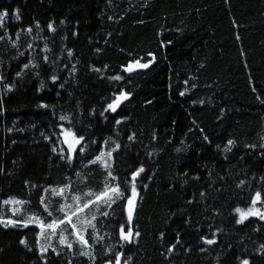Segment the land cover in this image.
<instances>
[{
	"label": "trees",
	"instance_id": "obj_1",
	"mask_svg": "<svg viewBox=\"0 0 264 264\" xmlns=\"http://www.w3.org/2000/svg\"><path fill=\"white\" fill-rule=\"evenodd\" d=\"M5 9L0 218L13 219L5 200H23L29 214L45 219V188L101 191L107 172L89 161L105 140L120 144L112 170L121 188L135 168L145 171L136 181L132 223L140 235L131 243L119 240L115 218L126 214L114 205V212L87 215L97 217L96 232L85 233L91 249L76 243L56 250L59 256L52 249L41 256L37 225L0 224V264H105L120 251L122 260L132 257L129 264H218L217 257L219 264H238L237 257L264 264V220L237 224L234 212L248 208L257 190L264 196V0H0ZM136 60L152 62L124 71ZM116 75L123 78L109 79ZM120 90L129 99L101 116ZM60 125L87 142L72 162L60 158ZM178 232L181 244L168 252ZM214 232L217 243L205 244L201 237Z\"/></svg>",
	"mask_w": 264,
	"mask_h": 264
},
{
	"label": "snow or ice",
	"instance_id": "obj_2",
	"mask_svg": "<svg viewBox=\"0 0 264 264\" xmlns=\"http://www.w3.org/2000/svg\"><path fill=\"white\" fill-rule=\"evenodd\" d=\"M19 10H16V18L19 19ZM8 16V11L5 9L3 11H0V27H3V21ZM61 23H64L61 21ZM37 27H39V23L37 22ZM48 29L50 31H55V28L53 27L52 23L48 24ZM28 32L32 31V28L29 27L27 29ZM19 34H17L18 36ZM5 37L0 36V40H3ZM10 38V37H9ZM13 45H15V41H13ZM31 47V45H29ZM47 50V49H46ZM99 51V50H98ZM68 55H72V51H68ZM149 57H152L154 59L153 54L149 53ZM48 58L47 56L44 57V61L47 62ZM152 62V60H149L148 63H141L140 60H136L134 62H130L127 64V66L124 68V71L131 73L134 69H146L149 67V64ZM24 69H27L29 67V64H25ZM73 70H75V66H73ZM94 71H100L99 69H94ZM17 76H20V73H17ZM123 77L120 75H116L113 77H110L109 79L112 80H121ZM5 78L0 75V82H3ZM51 80L55 83L58 80V77L56 75L51 76ZM187 84L188 82L185 81ZM41 87H43V82L41 83ZM61 87L63 85L61 84ZM195 87V85H193ZM6 90L8 92H11L13 90V85H6ZM185 93L181 92L180 95L183 96ZM130 93L125 92L124 90H120L118 94L113 93V96L111 98V102H109L104 109L103 112L100 113L101 116H104L105 112H112L117 113L118 109L121 107L122 103L124 101H127L130 97ZM259 99V97H258ZM264 102V101H262ZM41 108H47L48 105L41 103L39 105ZM61 121H64L68 119L66 116H60L59 118ZM121 120H116V124H120ZM61 132L60 135L63 137V140L61 141L62 144H64L66 147L60 149V158L67 160L68 162H72L74 157L76 155L84 154L86 151L87 142L84 136H78L72 129L65 128L63 125H60ZM47 139V137H46ZM128 139L131 141L134 139V134L130 135ZM205 140L208 138L205 136ZM93 144L96 143V141H92ZM105 144L108 143L107 140L104 141ZM115 146L105 152L103 149L99 152L98 155L94 157V159L90 160V164H96L99 162L103 168L107 172V177L109 178L108 181L105 182L104 187L101 191L97 193H93L89 191L88 193H85L83 195H77L72 194L70 199L71 203H68V196L66 195V190L71 189V185H64L62 187L56 188V187H49L45 188V193H51L52 196L61 197L65 200V203H61L58 208V212L62 213V217H53L52 212L49 210L48 204L45 203V197L41 196L39 199V205L42 206L43 212L46 214L45 219H41L38 215H30L27 221H18L14 219H3L0 218V224H3L5 227L12 225L17 226L21 225L23 227H28L29 224H36L38 225L40 232L39 237L45 241V243H42L40 245L39 251L41 253V256L48 252L49 249H52L53 252L57 256L60 255V252H57L56 249L53 247L51 240L53 237L58 236V242L62 246H66L69 250L73 248L74 243H78L83 248L91 249L92 245L89 244L88 239L85 236V233L87 232L88 228H91L93 232H96V224L94 221H96L97 217L96 215H92L91 219H87L85 217V210H90L92 207H95L97 211L100 210V206L103 205L107 209H112L114 212L113 206L122 207V214H126V218L123 219L121 222L120 217H116V222L118 225V237L120 241L131 243L133 237L139 236L140 233L137 231H134L132 227L133 223V215L135 210V202L136 198L138 196L137 191V178L145 171V168L141 164L139 167L135 168V170L131 171L130 179L125 177L124 180V187L121 188L119 177L113 174L112 170V164L109 163V160L112 159L113 153L116 152L120 148V144L113 141ZM233 144L232 140L227 141V145L231 146ZM219 147V146H218ZM251 147V146H248ZM264 147V146H262ZM180 149H177L179 151ZM230 150L226 146L225 151ZM53 152H56L57 149L54 147L52 149ZM264 179V178H262ZM111 181H117L115 184L111 183ZM245 181H240V184L237 185V187H240L243 185ZM201 195H204L201 193ZM4 204H19L24 205L25 201L23 200H5L3 202ZM30 203V202H29ZM264 204V196H262L261 191L257 190L254 195L251 198V204L247 209L236 207L234 209V212L238 215V219H236L237 224L244 223L245 220H247L249 217H259L260 220H264V211H262L260 208H257L256 205ZM13 213H17L19 209L13 208ZM101 216L107 217L110 215L108 211H103L100 213ZM45 220H49L50 222H45ZM219 231V230H217ZM68 233L66 235L65 233ZM69 236L73 237V241H69ZM163 236V233L161 234ZM96 241L99 242L103 239V237L97 235L95 237ZM203 242L207 245H214L217 243L216 240V233H212V238L209 239L207 237H201ZM21 244H25V240L20 241ZM181 244L180 240V234L179 232L176 234V241L174 244H172L168 248V252H172L177 245ZM123 247V245H121ZM260 249L264 250V244L260 245ZM204 251V249H201ZM109 252H111V249H109ZM82 256L90 257L93 261L95 260V256L92 255L89 251H82L80 253ZM124 253L123 251L116 252L114 255L110 256L108 259L105 260V264H129V262L132 260L131 256H128L126 259H123ZM219 257H217V261L219 264ZM238 264H251L250 260L247 258H241L237 257ZM44 264H48L47 260H45Z\"/></svg>",
	"mask_w": 264,
	"mask_h": 264
},
{
	"label": "rangeland",
	"instance_id": "obj_3",
	"mask_svg": "<svg viewBox=\"0 0 264 264\" xmlns=\"http://www.w3.org/2000/svg\"><path fill=\"white\" fill-rule=\"evenodd\" d=\"M142 63V62H141ZM62 139H63V137H62ZM115 146V144L113 143V142H108L107 143V145L105 144L104 145V151L105 152H107V151H109V150H111L113 147ZM109 163H111L112 164V159L111 160H109ZM96 164H98L99 166H101L102 168H103V166L99 163V162H97ZM104 169V168H103ZM107 179L109 180V178L107 177ZM111 183H113V184H115V182L114 181H111ZM74 186H71V189L70 190H66V195L68 196V200H67V202L68 203H71V199H70V197H71V195L72 194H77V195H80L79 194V192H76L75 191V189L73 188ZM56 188H59V187H56ZM88 193V192H87ZM93 193H95V192H93ZM14 201V200H13ZM45 203H47L48 204V207H49V210L52 212V207H54V208H56V210H58V208H59V205L61 204V203H65V200L63 199V198H61V197H57V196H52L51 195V193L49 192V193H46V195H45ZM57 204V205H56ZM256 207L257 208H260V207H258L257 205H256ZM13 208H16V209H19V211L17 212V213H13V211H12V209ZM100 208H105L103 205H101L100 206ZM245 209V208H244ZM247 209V208H246ZM261 210H262V208H260ZM262 211H264V210H262ZM8 212H9V216H11L14 220H16V218L17 217H23L22 219H23V221H27L28 220V218H29V216L31 215V214H29L27 211H26V209L22 206V205H19V204H9V208H8ZM94 212H97V209L94 207L93 209H91V210H89L88 212H86L85 213V217L87 218V219H89L90 220V218L87 216L88 214L90 215V214H93ZM46 215V214H45ZM52 215H53V217H56V214L55 213H53L52 212ZM41 219H43L42 217H40ZM239 218V217H238ZM45 222H50L49 220H47V221H45ZM34 225H36V224H34ZM38 226V225H37ZM66 235H68V233L66 232L65 233ZM74 240V238L73 237H71V236H69V241L71 242V241H73ZM42 243H45V241L43 240V239H41L40 238V245L42 244ZM51 243H52V245H53V247L56 249V250H59V249H64L66 246H62V245H60L59 244V242H58V236L57 237H53L52 238V240H51ZM76 243H74V245H75ZM73 245V246H74Z\"/></svg>",
	"mask_w": 264,
	"mask_h": 264
}]
</instances>
